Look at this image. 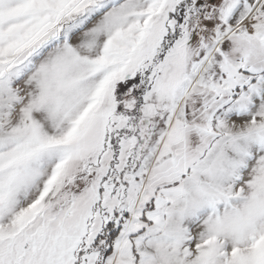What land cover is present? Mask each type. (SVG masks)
<instances>
[{
	"label": "snow or ice",
	"instance_id": "1",
	"mask_svg": "<svg viewBox=\"0 0 264 264\" xmlns=\"http://www.w3.org/2000/svg\"><path fill=\"white\" fill-rule=\"evenodd\" d=\"M0 264H264V0H0Z\"/></svg>",
	"mask_w": 264,
	"mask_h": 264
}]
</instances>
